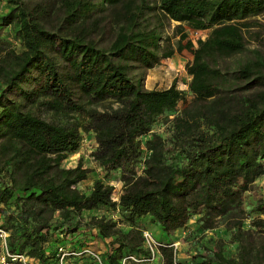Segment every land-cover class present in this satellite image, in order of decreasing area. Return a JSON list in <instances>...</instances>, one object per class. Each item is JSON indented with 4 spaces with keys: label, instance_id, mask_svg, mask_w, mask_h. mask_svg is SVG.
Here are the masks:
<instances>
[{
    "label": "trees",
    "instance_id": "1",
    "mask_svg": "<svg viewBox=\"0 0 264 264\" xmlns=\"http://www.w3.org/2000/svg\"><path fill=\"white\" fill-rule=\"evenodd\" d=\"M7 1L0 14V228L9 252L58 264L64 251L76 257L90 249L82 242L66 248L64 240L92 230L109 237L104 263L121 264L129 254L149 257L139 225L144 217L170 232L199 214L202 228L220 216L234 220L236 253L220 247L208 264H264V197L253 207L259 215L251 227L235 219L243 212L242 192L264 174V53L252 49L232 71L211 64L217 55L243 50V29L264 13V0H59L54 23L42 0ZM107 7L116 15L108 43L74 30ZM165 18L210 28L196 44L182 42V31L177 41V50L192 53L186 64L192 100L174 116L172 143L152 124L175 110L186 91L175 80L143 87L135 71L172 55L162 36ZM8 25L22 49L1 37ZM59 114L66 119H53ZM81 128L94 130L92 155L106 175L118 170L117 199L101 179L88 192L76 186L87 174L81 160L61 165L80 146ZM100 207L119 210L130 227L114 229L115 221L103 215L78 217ZM253 227L258 243L250 239ZM157 247L161 264H184L170 242Z\"/></svg>",
    "mask_w": 264,
    "mask_h": 264
},
{
    "label": "rangeland",
    "instance_id": "2",
    "mask_svg": "<svg viewBox=\"0 0 264 264\" xmlns=\"http://www.w3.org/2000/svg\"><path fill=\"white\" fill-rule=\"evenodd\" d=\"M152 2L154 0H151ZM59 0H42L44 7L51 8L50 22H55V11L58 9ZM10 4L7 0H0V14L4 13ZM257 22L250 25L248 28L243 29V36L245 46L243 50L231 54V55H217L211 59V64L220 68L221 70H234L238 63L252 54V49L257 48L264 53V13H260L256 16ZM178 21L165 18L164 26L162 30V36L166 37L170 46L174 47V51L169 57H162L153 66L145 69H136L135 71L141 72V81L143 87H164L168 86L173 80L176 81L177 86L186 91V97L177 103L176 109L172 111L164 112L158 115L152 124V130L160 133L168 142L172 143V131L174 116L180 114L181 110L186 107L192 100V95L188 90V81L190 75L186 71V64L191 60L192 53L187 49H176L177 41L180 32H185L186 37L183 38L184 42L187 38L191 39L194 44L197 43L198 38H205L210 28L196 29L191 27L188 23L182 22L179 26ZM116 28V15L115 10L111 7L105 8L101 12V16L97 20H90L83 25L76 26L74 30L89 31V33L101 43H108L113 37ZM1 37L4 41L16 50L23 48L20 40L15 36L12 26L3 27L1 30ZM162 45L163 41L160 42ZM0 83V87H1ZM101 107V105L99 106ZM50 117L51 113H47ZM59 118L60 120L66 119L65 115H54L53 119ZM81 144L80 146L67 154L62 159L61 165L65 167L75 166L78 160L82 161V164L87 168L86 177L77 183V187L84 192H88L95 181V179H101L105 183L113 185L112 197L117 199L120 192L123 189V182L119 179L118 170H113L109 175H106V170L96 160L92 151L96 146L95 132L92 129L81 128ZM264 197V174L256 177L251 186L242 192V208L243 212L239 213V221H242V227H251V219L259 215V213L253 210L255 204ZM103 215L106 218H110L115 221L114 229L125 230L130 227V223L123 218V215L119 210H110L103 207L92 208L82 210L79 214V218L82 222L88 220L90 215ZM2 214L0 213V216ZM261 215V214H260ZM231 221L227 220L226 216H220L216 218L213 226L202 228L199 226L200 219L199 214H192L187 220L186 224L170 232H164L160 226L151 221L149 217H144L139 222L140 227L143 230L149 231L152 237L156 241H168L174 247V253L176 259L183 261L184 264H208L207 260L213 255V252L220 248L223 253L235 254L237 250V241L235 240V227L229 225ZM254 230V227H253ZM259 232L254 230L251 234L253 241L258 243L261 240ZM108 238L103 239L98 236L94 231L88 230L87 236L83 234H77L76 237L69 242L66 238L64 243L65 247H71V245L80 246V242L88 245L91 251L99 253L101 261H103L102 252L106 247V241ZM6 246V247H5ZM53 245L49 244L47 249H50ZM7 243L4 244L0 237V264H24L23 257L27 264H40V262L28 256L26 253H22V256H18L15 253L8 256L6 253ZM66 251L62 252L59 256L58 264H105L104 261L100 262L89 251H85L81 254H77L76 257L72 255H64ZM5 255L4 260L1 257ZM64 255V256H63ZM162 255L158 247L154 248V255L147 261H135L128 260L125 264H161ZM209 264H218L217 262H211Z\"/></svg>",
    "mask_w": 264,
    "mask_h": 264
},
{
    "label": "built area",
    "instance_id": "3",
    "mask_svg": "<svg viewBox=\"0 0 264 264\" xmlns=\"http://www.w3.org/2000/svg\"><path fill=\"white\" fill-rule=\"evenodd\" d=\"M142 235L144 237L143 245L149 250V257H147V258H140V257L136 256L135 254H129V255L123 256L121 258V264H125V262L128 261V260H135V261H141L143 259L144 260H150L153 257V255H154V248L158 246V241H156L152 237V235L149 233V231H147V230H143L142 231ZM6 236H7V232L4 229L0 228V237H1V240H3L4 244H6ZM86 250L89 251V252H91L98 259V261L101 262V259H100V255L99 254L94 253L90 249H86ZM6 253L8 254V256H11L7 249H6ZM11 254H14V253H11ZM15 254L18 255V256H22L23 257V254L22 253H15ZM4 258H5V255H3L1 257V260H4ZM23 262H24V264H27L25 262L24 257H23Z\"/></svg>",
    "mask_w": 264,
    "mask_h": 264
}]
</instances>
